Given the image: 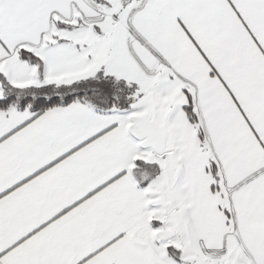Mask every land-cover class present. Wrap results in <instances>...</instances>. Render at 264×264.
<instances>
[{"label":"snow or ice","instance_id":"6c2138e0","mask_svg":"<svg viewBox=\"0 0 264 264\" xmlns=\"http://www.w3.org/2000/svg\"><path fill=\"white\" fill-rule=\"evenodd\" d=\"M0 264H264V0H0Z\"/></svg>","mask_w":264,"mask_h":264}]
</instances>
